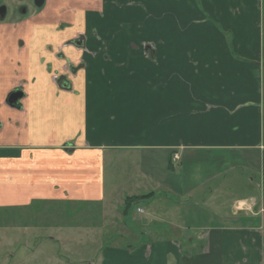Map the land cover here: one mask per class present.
I'll return each instance as SVG.
<instances>
[{"label": "crops", "instance_id": "obj_1", "mask_svg": "<svg viewBox=\"0 0 264 264\" xmlns=\"http://www.w3.org/2000/svg\"><path fill=\"white\" fill-rule=\"evenodd\" d=\"M56 1L71 23L58 38H45L52 27L42 24L0 38V206L66 201L111 212L124 201L105 196L106 160L154 154L167 158L161 171L151 159L125 187L128 197L149 195L148 209L139 202V218H109L145 241L105 247L95 264H264V0ZM80 33L84 50L62 48L75 74L59 89L44 66L59 68L54 51ZM18 82L20 110L4 103ZM244 153L258 160L254 170L246 163L245 184L260 191L234 199L230 215L216 211L218 183L182 195L159 180L167 168L191 172L199 157L211 158L203 174L218 180L224 158ZM200 205L213 213L192 212Z\"/></svg>", "mask_w": 264, "mask_h": 264}, {"label": "rangeland", "instance_id": "obj_2", "mask_svg": "<svg viewBox=\"0 0 264 264\" xmlns=\"http://www.w3.org/2000/svg\"><path fill=\"white\" fill-rule=\"evenodd\" d=\"M66 30L69 29L58 30L55 26L48 28L45 38L48 37L52 41L54 37L58 38L62 31ZM50 46L47 45L46 48L49 49ZM66 68L67 64L65 63L59 67L64 71ZM73 76L74 74L71 73L68 77L71 80ZM57 85L59 89H62L59 84ZM154 156V154L151 157L136 154L124 155L123 153L114 156L110 162L107 159L103 170L104 187L108 192L105 196L108 197L110 192L111 194L115 193L114 199L124 201L129 195H132L129 194L130 190L125 187H131L133 184L137 186L140 172L146 170L151 159L153 162L157 161L160 171L165 166L167 158L162 159L159 156L158 160ZM209 159L211 158H204L199 163V160H202V157H199L196 162L188 164L194 166L193 170L185 171L181 176L167 168L168 174L165 178L159 177V180L179 186L182 195L183 188L186 186L191 188V193L200 189L199 186L202 187L201 190L204 193H208L209 190L216 192L215 187L218 183V206L215 208L217 212L220 211L219 213L224 215H230V204L234 199L257 195V191H260L257 188L252 190L245 184V178L249 171L245 165L252 162L251 167L254 170V167L258 165L257 158L253 159L245 153L240 158L237 156L224 158L226 161L223 164L225 168L223 178L218 180L214 178L215 172H210L212 170H206V175L203 174L204 161ZM238 161L241 162L238 163ZM147 163L148 165H146ZM217 164L218 162L209 165ZM119 193L121 194L119 195ZM141 204L144 209H148L149 204L145 200ZM136 206H132L126 216L129 221L140 217L136 213ZM159 207L162 208L161 205ZM111 208L110 212L109 207L105 204H72L66 201L49 203L31 201L27 206H0V264H95L96 260H100L101 250L105 247H121L145 241L144 238H141L139 229L122 233L114 224L116 221L109 220L111 213H114L111 220L113 217L121 218L124 202L123 204H113ZM210 208L214 209L212 206L200 205L192 209V212L205 218L207 214L213 213ZM159 233L164 234V232ZM158 239L167 242L173 241L169 236H162Z\"/></svg>", "mask_w": 264, "mask_h": 264}, {"label": "flooded vegetation", "instance_id": "obj_3", "mask_svg": "<svg viewBox=\"0 0 264 264\" xmlns=\"http://www.w3.org/2000/svg\"><path fill=\"white\" fill-rule=\"evenodd\" d=\"M56 2V0H0V38L13 37L20 29L40 24L50 27L55 26L58 30L70 27V22L60 19L61 11L58 10L59 12L56 13L54 8ZM88 4L85 6L89 8L90 5ZM84 38V34L80 33L79 36L67 41L63 46H58L54 51V58L67 64L66 71L59 68L54 69L51 63H46L44 66L46 71L53 73V80L62 89L71 86L70 78L67 76L71 73L75 74V66L68 59L64 58L62 48L71 46L75 49L84 50ZM17 45L19 46L18 49H20L22 45L21 39H17ZM48 50L53 51L51 46ZM62 76L64 77V81L61 79ZM24 97L23 83L18 82L8 92L4 103L6 106L20 110Z\"/></svg>", "mask_w": 264, "mask_h": 264}, {"label": "trees", "instance_id": "obj_4", "mask_svg": "<svg viewBox=\"0 0 264 264\" xmlns=\"http://www.w3.org/2000/svg\"><path fill=\"white\" fill-rule=\"evenodd\" d=\"M148 196L149 195H141V196H131L125 198L122 214L127 215L132 206L137 205L139 202H142Z\"/></svg>", "mask_w": 264, "mask_h": 264}, {"label": "built area", "instance_id": "obj_5", "mask_svg": "<svg viewBox=\"0 0 264 264\" xmlns=\"http://www.w3.org/2000/svg\"><path fill=\"white\" fill-rule=\"evenodd\" d=\"M136 211H137V213H141L142 212V210L140 208H138Z\"/></svg>", "mask_w": 264, "mask_h": 264}]
</instances>
